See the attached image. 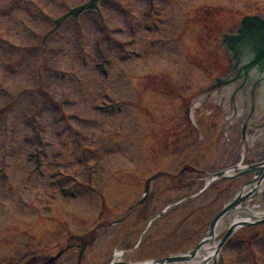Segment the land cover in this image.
Returning <instances> with one entry per match:
<instances>
[{
	"label": "rangeland",
	"instance_id": "obj_1",
	"mask_svg": "<svg viewBox=\"0 0 264 264\" xmlns=\"http://www.w3.org/2000/svg\"><path fill=\"white\" fill-rule=\"evenodd\" d=\"M47 1L71 7L70 0ZM10 2L23 0H0V65L19 64L20 68L16 77L7 67V84L15 90V101L0 116V167L4 162L9 174L5 182L0 177V260L30 251L43 255L46 246L47 256L55 257L52 264H108L117 250L127 251L122 258L126 262L158 260L195 248L208 232L212 217L242 183L251 179L248 176L231 185L222 183L197 195L208 174L239 163L243 147L246 154L242 164L264 159V138L251 141L253 134H249L247 122L242 123L250 120L251 112L257 113L252 131L256 127L264 131V83L209 84L230 67L224 37L249 27L247 22L254 20L247 18L264 20V2L103 0L106 5L100 11L103 19L99 29L97 18L89 10V15L80 18L84 36L77 35L71 19L66 21L64 33L47 36L49 84L47 100H40L38 108L31 99L17 101L20 94H30L21 92L30 86L25 84L29 78L26 63L29 72L37 73L41 52L35 60L26 52L18 56L17 49L10 48L9 43L25 46L33 40L8 15ZM27 10L38 14L32 6ZM58 11L64 13L66 7ZM23 17L28 19L25 14ZM50 28L47 21L44 32ZM42 37H35L39 47ZM97 38L99 46L94 41ZM130 39L135 42L129 43ZM153 39L165 45L152 44ZM128 49L138 50L142 56L121 60V52ZM102 55L109 64L108 78L94 66ZM31 57L35 58V51ZM0 78H6L1 67ZM107 91L113 97L110 102L114 110L117 102L122 104L116 113L107 111L110 107L95 110ZM158 91L165 94L161 96ZM186 109L193 112L190 120L184 115ZM34 111L44 124L42 134L49 153L46 171L60 168L79 179L74 187L82 189L77 199L61 198L57 187H46V178L26 180L33 166L26 161V153L37 145ZM4 118L8 136L1 125ZM246 125L244 134L241 127ZM225 133L228 141L223 140ZM172 150L180 152V158L172 157ZM190 167L197 175L186 171ZM158 172L177 175L175 182L162 176L149 183L145 204L135 210L136 220L127 222L129 233L124 229L126 235L120 237L121 225L107 226L127 214L145 193L146 180ZM73 177L65 180V185H73ZM191 182H195L193 186ZM85 183L96 192L91 193ZM35 190H40L39 197L33 196ZM17 193L22 200H17ZM186 197V202L161 214L138 244L154 214ZM258 203L264 207V191ZM250 227L234 233L219 249L216 263L264 264V224ZM93 228L94 233L83 236ZM223 234L216 239L219 241ZM81 241L87 244L78 260Z\"/></svg>",
	"mask_w": 264,
	"mask_h": 264
},
{
	"label": "bare ground",
	"instance_id": "obj_2",
	"mask_svg": "<svg viewBox=\"0 0 264 264\" xmlns=\"http://www.w3.org/2000/svg\"><path fill=\"white\" fill-rule=\"evenodd\" d=\"M264 188V175L257 178L251 187L252 196ZM246 189L245 192H248ZM243 192V194L245 193ZM240 212V213H239ZM233 216L220 218L215 227L209 231L201 242L200 246L194 251L179 255V259L174 262L143 261L136 264H213L218 258V240L216 237L229 229H237L240 225L264 217V210L252 209L250 211H235ZM243 215V216H242ZM192 252V253H191ZM123 252L116 251L114 261L122 260Z\"/></svg>",
	"mask_w": 264,
	"mask_h": 264
},
{
	"label": "flooded vegetation",
	"instance_id": "obj_3",
	"mask_svg": "<svg viewBox=\"0 0 264 264\" xmlns=\"http://www.w3.org/2000/svg\"><path fill=\"white\" fill-rule=\"evenodd\" d=\"M226 45L229 47L232 56L235 59V64L232 66L230 70L231 77L228 78L227 81L229 82H235V81H240V82H250L247 76H245V68L244 67H239V57H240V51H241V44H242V39H240L237 34H232V35H227L226 39L224 40ZM217 79H220L216 81L219 83L222 78L217 77Z\"/></svg>",
	"mask_w": 264,
	"mask_h": 264
},
{
	"label": "water",
	"instance_id": "obj_4",
	"mask_svg": "<svg viewBox=\"0 0 264 264\" xmlns=\"http://www.w3.org/2000/svg\"><path fill=\"white\" fill-rule=\"evenodd\" d=\"M247 172H251V170H248V171H246V172H244V173H247ZM217 175H221V173H219V174H217ZM239 201H240V198H236L235 200H234V202H232L227 208H225L216 218H214V220L212 221V223H211V226H213L214 224H215V222L217 221V219L219 218V217H221L223 214H225L227 211H229V210H231L237 203H239ZM230 233H231V231H228L227 233H226V235L223 237V239H222V242H221V244H223V242L229 237V235H230ZM173 259L172 258H169V259H167V261H172Z\"/></svg>",
	"mask_w": 264,
	"mask_h": 264
}]
</instances>
